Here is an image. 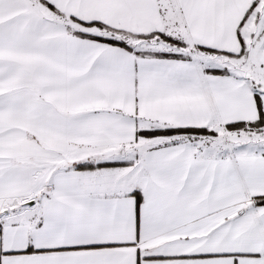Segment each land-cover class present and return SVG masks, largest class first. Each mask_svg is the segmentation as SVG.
Returning a JSON list of instances; mask_svg holds the SVG:
<instances>
[{
	"label": "snow or ice",
	"instance_id": "obj_1",
	"mask_svg": "<svg viewBox=\"0 0 264 264\" xmlns=\"http://www.w3.org/2000/svg\"><path fill=\"white\" fill-rule=\"evenodd\" d=\"M0 264H264V0H0Z\"/></svg>",
	"mask_w": 264,
	"mask_h": 264
}]
</instances>
